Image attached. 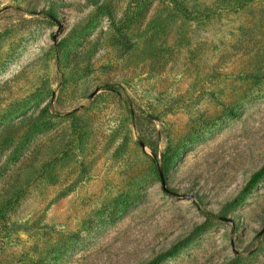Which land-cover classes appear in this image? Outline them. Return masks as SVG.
<instances>
[{
	"label": "rangeland",
	"instance_id": "rangeland-1",
	"mask_svg": "<svg viewBox=\"0 0 264 264\" xmlns=\"http://www.w3.org/2000/svg\"><path fill=\"white\" fill-rule=\"evenodd\" d=\"M255 72L264 0H0V137L22 127L0 138V264H147L186 238L264 167ZM172 148L176 196L151 162ZM161 264H264V176Z\"/></svg>",
	"mask_w": 264,
	"mask_h": 264
},
{
	"label": "trees",
	"instance_id": "trees-1",
	"mask_svg": "<svg viewBox=\"0 0 264 264\" xmlns=\"http://www.w3.org/2000/svg\"><path fill=\"white\" fill-rule=\"evenodd\" d=\"M41 15H43L45 18L49 17L51 19H55V16L52 15V13L42 11L40 12ZM251 77L258 83L264 82V72H255L254 74H251ZM47 110H42L40 114L33 118L32 120H29L28 118L27 123L23 126L26 127L25 132L23 136L20 139V142L17 146L14 147V150L11 153V157L17 158L22 153L21 145H27L36 135L42 134L43 132L47 131L51 127V122L44 121V115L46 114ZM26 121L23 120V123ZM22 127H19L18 129L13 128H6L2 131L1 139L6 140L7 143L5 145L10 144L12 141H14L15 136L21 131ZM5 135V136H4ZM25 147V146H24ZM178 148H172L167 150L163 154V159L161 162H158L155 157L151 158L152 166L154 169V172L158 175L162 172L164 178L168 174L171 164L173 161L178 158ZM264 176V167L253 173L248 180V182L245 184L237 198H235L232 202L227 203L225 206L222 207V209L216 213L211 210H207L200 206L199 204H196L197 211L199 214L203 217V222L197 226L194 227V229L191 231V233L184 239L176 242L174 245H172L168 250L160 253L155 258H153L151 261H149L147 264H161L162 262L176 256L178 253H180L183 249H185L192 241L200 237L201 235L205 234L207 231H209L213 225L216 222L219 221H226L227 215L231 212L237 209V207L249 196L252 189L258 184V182L263 178ZM165 192L168 195H174L176 196L177 192H174L171 189L165 190ZM14 199L17 197V194L11 195ZM10 196L8 198H11ZM12 202L8 201L7 206L2 205L0 207V220H2L5 216L6 207H11ZM130 205H127V203L123 202V204L119 202H115V205L113 206V211L111 213V216H109V220H113L119 213H122L125 209H127Z\"/></svg>",
	"mask_w": 264,
	"mask_h": 264
},
{
	"label": "water",
	"instance_id": "water-1",
	"mask_svg": "<svg viewBox=\"0 0 264 264\" xmlns=\"http://www.w3.org/2000/svg\"><path fill=\"white\" fill-rule=\"evenodd\" d=\"M159 180H160V184H161L162 189L164 191L167 190V188H166V179L164 178L162 172L159 173Z\"/></svg>",
	"mask_w": 264,
	"mask_h": 264
}]
</instances>
